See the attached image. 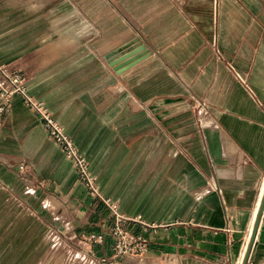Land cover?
<instances>
[{
    "label": "crops",
    "instance_id": "crops-1",
    "mask_svg": "<svg viewBox=\"0 0 264 264\" xmlns=\"http://www.w3.org/2000/svg\"><path fill=\"white\" fill-rule=\"evenodd\" d=\"M0 61L86 154L103 194L152 225L149 251L128 264H242L264 193V0H0ZM2 120L1 214L39 180L42 208L75 204V230L96 228L106 209L39 115L16 95ZM38 227L26 264L44 259ZM247 264H264V212Z\"/></svg>",
    "mask_w": 264,
    "mask_h": 264
},
{
    "label": "built area",
    "instance_id": "built-area-1",
    "mask_svg": "<svg viewBox=\"0 0 264 264\" xmlns=\"http://www.w3.org/2000/svg\"><path fill=\"white\" fill-rule=\"evenodd\" d=\"M218 55L222 56L219 50ZM228 66L248 91L253 93L247 75L237 71L230 61H228ZM16 95L21 96L25 105L39 115L49 135L59 143L66 156L72 160L78 179L93 198L94 204L96 206L101 205L106 209V214L98 224V230L89 232L88 239L95 246L102 245L106 239H109L111 241V254L95 252V249L82 247L75 243L76 247L81 248L78 255L81 257L79 263L84 259L85 264H128L133 262L136 257L146 254L150 248V237L146 233L152 225L139 216L127 215L120 209L116 201L103 194L98 177L92 171L90 160L86 154L80 150L64 126L53 117L45 103L29 93L24 74L17 70H9L6 64L0 61V96L4 99L0 105V123H2L4 115L10 111L12 99ZM192 100L193 108L198 113L206 108L204 100L195 96H192ZM15 168L26 183L32 180L33 174L28 168V163L20 162L15 165ZM37 185L38 187L43 186V182L38 180L36 183L27 184L29 191L30 187L35 186L34 188L37 189Z\"/></svg>",
    "mask_w": 264,
    "mask_h": 264
},
{
    "label": "rangeland",
    "instance_id": "rangeland-1",
    "mask_svg": "<svg viewBox=\"0 0 264 264\" xmlns=\"http://www.w3.org/2000/svg\"><path fill=\"white\" fill-rule=\"evenodd\" d=\"M44 1L54 2L57 0ZM58 1L63 3L68 0ZM34 187H30L29 191L28 186H24L25 192L23 190L22 192L25 194L23 196L20 195L21 197L18 196V199L13 198L11 216H6L0 212V264H26V262L38 257L37 251L25 248L26 245L36 238L34 231L38 226L39 235L42 231L46 235L44 239V259H42L43 261L40 260L39 264H85L84 259L79 263L81 257H78V255L81 248L76 247L75 243L82 247L95 249V252H100V244L95 246L94 243L92 244L89 241V232L85 233L83 231L79 233L75 230V227L80 224L82 217L77 214L79 211L75 204L74 206H68V202L51 198L56 203L52 200L50 201V199L45 200L46 206L42 208L41 204L44 197L42 198L40 191L38 193V185L36 186L37 189ZM49 188L44 185L41 188V192L47 191ZM18 200L22 201V203H19ZM31 210L34 211L33 214H30ZM37 210L42 211L39 214L41 217L39 220L37 218L38 213L35 212ZM99 222L100 220L96 224V228L92 230L93 232L98 230ZM29 227L32 234H27ZM50 227L54 229L52 232ZM104 243H106V240Z\"/></svg>",
    "mask_w": 264,
    "mask_h": 264
},
{
    "label": "water",
    "instance_id": "water-1",
    "mask_svg": "<svg viewBox=\"0 0 264 264\" xmlns=\"http://www.w3.org/2000/svg\"><path fill=\"white\" fill-rule=\"evenodd\" d=\"M263 212H264V193H263V197H262V201L260 203L258 215H257L256 221L254 224L253 231L251 233V237H250V240H249V243H248V246H247L243 261H242V264H247V262H248V259H249L250 253H251V249H252V246H253V243H254L258 228H259V224H260V220H261Z\"/></svg>",
    "mask_w": 264,
    "mask_h": 264
}]
</instances>
